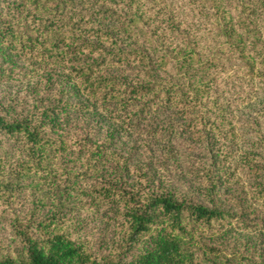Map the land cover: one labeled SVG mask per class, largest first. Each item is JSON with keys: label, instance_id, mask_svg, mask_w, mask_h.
I'll list each match as a JSON object with an SVG mask.
<instances>
[{"label": "trees", "instance_id": "16d2710c", "mask_svg": "<svg viewBox=\"0 0 264 264\" xmlns=\"http://www.w3.org/2000/svg\"><path fill=\"white\" fill-rule=\"evenodd\" d=\"M201 1L216 38L200 49L172 0H3L0 87L33 82L32 98L0 89V223L10 215L11 225L8 239L0 236V264H264V249L202 242L216 222L238 219L219 208L213 187L204 204L156 186L109 141L72 123L98 114L127 124L146 98L140 114L174 105L195 140L217 130L237 142L215 71L235 55L264 87V0ZM242 153L252 214L264 228V137ZM222 156L217 178L228 181L233 155ZM210 172L207 181L217 182ZM96 201L97 218L114 226L97 249L77 213Z\"/></svg>", "mask_w": 264, "mask_h": 264}, {"label": "rangeland", "instance_id": "374dc122", "mask_svg": "<svg viewBox=\"0 0 264 264\" xmlns=\"http://www.w3.org/2000/svg\"><path fill=\"white\" fill-rule=\"evenodd\" d=\"M172 1L175 2L177 14L187 23L200 49L206 45V41L216 38L209 33L212 18L208 17L209 8L206 11L204 2ZM2 3L3 0H0V6ZM262 30L264 33V26ZM224 57L225 60L215 71L218 74L214 80L215 88L220 89L222 98L229 101L226 117L231 119L235 131L239 133V140L233 144L230 143V138L219 136L217 130L205 132L206 141L195 140L193 134L183 131L186 128V119L176 112L177 107L174 105L167 110L140 114L138 107L147 103L146 98L137 100V106L132 110V118L130 117L127 124L114 123L103 117L101 120L98 114L85 121L83 119L86 116H80L79 121L72 120V123L93 133L98 141H109L108 149L111 152L120 159L126 158L129 167L138 168L151 175L156 186L166 187L168 184L174 187L172 189L179 193L178 195H186L193 202L204 204L210 203L206 191L213 187V195L218 200L219 208L231 209L238 219L232 223L216 222L214 226L217 230L203 233L202 242H210L225 249H243L244 246H249V249L262 252L264 228L259 226L261 219L256 223L255 215L252 214V199L248 193L250 181L242 177L241 156L250 143L256 142L261 136L264 137V87L261 82L248 78L245 65L235 55ZM32 82L24 79L10 85L2 84L0 89L6 88L16 96L32 98ZM227 127L226 122L221 126V131L225 132ZM259 134L261 136L258 138ZM212 150L221 151L222 154L218 153L217 156ZM226 150L233 155L231 166L226 168H236L234 176L228 181L217 178L225 168L217 170L216 166L217 161L223 164L222 155ZM208 169H211V177L217 182L207 181L208 176L205 173ZM85 200L87 203L89 198ZM95 208L100 213L103 209L96 201L90 210L82 209L77 213L81 214L82 223H85L81 235L89 238L97 249L102 239L111 242L114 226L97 218ZM243 210L248 214L243 215ZM9 217L10 215H7L4 220L2 218L0 223V236L5 239H8L11 233ZM257 217L264 218V212H257Z\"/></svg>", "mask_w": 264, "mask_h": 264}]
</instances>
